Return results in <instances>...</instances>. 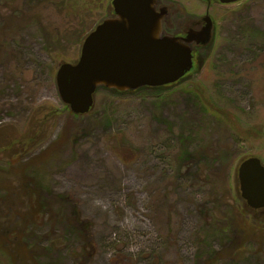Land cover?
I'll return each instance as SVG.
<instances>
[{
  "label": "rangeland",
  "instance_id": "obj_1",
  "mask_svg": "<svg viewBox=\"0 0 264 264\" xmlns=\"http://www.w3.org/2000/svg\"><path fill=\"white\" fill-rule=\"evenodd\" d=\"M164 3L186 20L215 17L202 65L165 86L99 88L91 111L76 116L59 96L56 72L77 62L87 34L114 13L112 0H0V183L18 185V174L3 171L14 157L46 152L36 168L50 191L68 195L72 216L74 199L92 226L88 264H202L203 238L225 255L231 248L209 229L212 220L264 225V209L246 205L238 179L243 160L264 164V0ZM45 222L41 233L55 232L52 258L84 261L81 237ZM243 250L221 264H264V246Z\"/></svg>",
  "mask_w": 264,
  "mask_h": 264
},
{
  "label": "water",
  "instance_id": "obj_2",
  "mask_svg": "<svg viewBox=\"0 0 264 264\" xmlns=\"http://www.w3.org/2000/svg\"><path fill=\"white\" fill-rule=\"evenodd\" d=\"M233 3L240 0H206ZM159 0H112L114 13L85 37L75 63L63 62L56 85L64 104L76 115L91 111L99 88L132 91L181 80L193 68V42L209 43L211 19L201 33L162 35L166 7ZM241 196L253 209H264V164L258 157L238 168Z\"/></svg>",
  "mask_w": 264,
  "mask_h": 264
},
{
  "label": "trees",
  "instance_id": "obj_3",
  "mask_svg": "<svg viewBox=\"0 0 264 264\" xmlns=\"http://www.w3.org/2000/svg\"><path fill=\"white\" fill-rule=\"evenodd\" d=\"M184 153L186 154L187 150ZM45 154L46 152L25 162L18 156L14 157V160L9 162V166L3 170L7 176L18 174L19 183L14 185L11 180L0 183V254L5 257L7 264H59L51 256L57 246L54 241V230L49 228L47 232L40 231V227L49 217V221L61 223L68 231L81 237L83 241L81 254L84 261H79V264H88L95 254L92 226L89 221L82 222L76 212L77 203L74 199H71L75 214L72 216L67 214L70 203L64 202L70 199L68 195H54L50 191L44 175L36 168V161L42 159ZM181 158L182 154L178 156V160ZM18 163L21 166H17ZM45 193L50 197L47 200L43 198ZM23 197L27 198V201ZM17 200L19 202H16ZM14 203H18V206ZM24 204H26L24 207H19ZM202 213L205 215V212ZM244 219L238 223L241 228L240 230L236 228L235 238L230 235L233 227H238L237 220L227 222L212 220L209 229L214 227V235L216 234L223 241L227 239L231 248H228L229 255H225V251L214 250V247L208 243L209 237L203 238L202 244L206 246L207 251L202 264H221L225 256L234 261L236 257L246 253L243 249L249 251V246L252 245L260 251L264 246V225H259L258 222L250 223ZM44 238L48 242L46 245H42Z\"/></svg>",
  "mask_w": 264,
  "mask_h": 264
},
{
  "label": "flooded vegetation",
  "instance_id": "obj_4",
  "mask_svg": "<svg viewBox=\"0 0 264 264\" xmlns=\"http://www.w3.org/2000/svg\"><path fill=\"white\" fill-rule=\"evenodd\" d=\"M247 0H240V1H236L233 3H221L218 1H213L209 4L216 5L219 7H226L228 8L229 5H242L243 3H245ZM236 6V7H238ZM162 7H166V16L163 18L162 20V25H161V33L162 35H176V36H182L185 37L186 35H188L190 32L191 33H201L204 30V27H206V21H205V17L208 16L211 19V29H210V34H211V41L209 43H203V41H201V38H199V43L197 42H193V68L190 72H188L185 76H187L189 73H191L192 71L196 70L200 65H202V63L204 62V56L202 54V50L204 48H206L207 46H211L212 45V41L214 40V32H215V28H216V20L215 17L210 14V12L206 11V13L199 17V18H193V19H184L183 17H181L179 15L180 11L174 9V10H170L169 6H167L166 3H164V0H159L156 8L157 10H161ZM234 7V6H232ZM183 26V27H182ZM181 28V29H180ZM184 76V77H185ZM183 77V78H184Z\"/></svg>",
  "mask_w": 264,
  "mask_h": 264
}]
</instances>
